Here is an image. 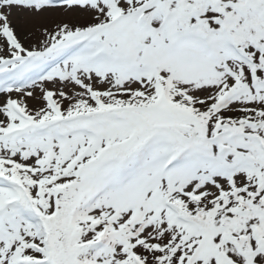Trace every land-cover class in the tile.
I'll list each match as a JSON object with an SVG mask.
<instances>
[{
    "label": "snow or ice",
    "instance_id": "6c2138e0",
    "mask_svg": "<svg viewBox=\"0 0 264 264\" xmlns=\"http://www.w3.org/2000/svg\"><path fill=\"white\" fill-rule=\"evenodd\" d=\"M0 264H264V0H0Z\"/></svg>",
    "mask_w": 264,
    "mask_h": 264
}]
</instances>
